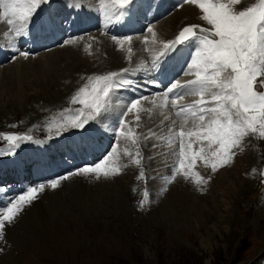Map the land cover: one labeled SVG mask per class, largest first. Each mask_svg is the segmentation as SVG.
I'll list each match as a JSON object with an SVG mask.
<instances>
[{
	"label": "rangeland",
	"instance_id": "1",
	"mask_svg": "<svg viewBox=\"0 0 264 264\" xmlns=\"http://www.w3.org/2000/svg\"><path fill=\"white\" fill-rule=\"evenodd\" d=\"M67 1L70 0H48L46 4L53 5L55 11L51 8L52 13L60 11L62 7L61 14L65 15L66 8L62 5ZM98 1L102 7L96 10L98 12L96 15L93 13L94 17L109 9L108 5L112 4V8L117 6L114 0ZM161 1L163 2L156 0L158 3ZM30 3L32 0H20L15 10L14 17L20 27L19 34L13 38L20 37V47L30 32V29L26 28L23 35L22 30L27 23L29 13L26 9ZM92 3L93 0H82L81 5L88 7ZM148 8L149 3L140 4L142 13H147ZM172 9L176 10L178 7L175 5ZM198 12L199 9H195L194 16H187L181 26L175 29V33H180L184 27L193 25L211 30V26L201 18L203 13ZM69 13L70 10L66 14ZM22 16L25 17L24 20L21 19ZM169 17L171 16L159 19L166 21ZM140 21L145 26L150 24L143 18L139 19ZM162 21L158 25H162ZM151 22L154 24L158 21ZM6 28L12 32L11 27ZM99 30L86 34L84 28L77 29L74 34L83 35L79 37L73 35L65 39L64 31L61 29L59 38L49 36L52 39L46 38L41 42L34 40L33 45L27 49L33 52L34 47L41 46L46 52H33L27 57H24L20 50L11 53L5 46L3 41L6 43L8 31L0 35V48L6 52L5 55L0 53V218L14 198L26 193L30 187H36L38 190L36 196L38 200L35 198L32 204L25 203L11 222L4 221V227L0 229V264H264V135H261L262 130L258 125L255 132L245 134L239 146L231 147L227 162L221 164L211 154L217 146L213 145L212 149H209L207 143L203 141L204 137L199 144L201 149L187 138L177 137L179 133L184 136L185 127H190L191 129H186L185 132L192 131L191 136L200 139V136L195 135L196 127L208 123L205 131L212 120L217 118L216 114L208 110H205L208 113L198 111L194 104L193 112L191 108L188 110L191 116L187 114V108L178 109V104L170 105L167 113L161 115L164 121L159 122V126L156 124L149 129L143 127L147 110L139 106L132 108L124 122L127 140L119 144L111 139L107 140L109 135L106 132H97L87 139L78 137L77 131L88 126L87 121L105 128L114 124L116 113L123 110L120 109L123 105L121 102L129 99L123 94L130 95L131 90L119 86L122 96L118 101V111L109 113L110 116L100 124H96L97 107L91 95L96 85L94 80L97 74H80L79 81L74 84V90L62 103L54 106L43 105L45 99L49 100L55 95V90L45 88V93H41L37 81L48 79L68 62L74 64L76 61H82L86 69L109 67L107 55L103 52L104 46L102 47L103 44L95 38L101 37L95 36ZM93 35L94 38H91ZM109 35H113V38ZM186 35L191 37L195 34ZM102 36L109 38L112 45L114 41H120L116 39L114 30L105 31ZM192 39L198 41V36H192ZM125 43L126 48L117 49V52L122 57V63L128 64L131 62L129 55L131 42ZM65 44H77L72 46L77 48L73 51L70 49L69 52V56H76V59L48 63L47 59L55 54L53 51H60ZM190 44L182 45L180 48L191 50ZM47 45L48 48H45ZM0 52H3L2 49ZM191 52L192 50L189 51L188 57ZM113 53L110 54L113 56ZM19 56L21 57L17 58ZM7 58L9 59L6 61ZM25 58L26 60L22 61L25 65L22 68L18 65L16 67L19 63L17 59ZM110 73L111 70H108L100 74L103 77ZM141 75L135 76L140 77L137 79L138 82L143 80ZM261 77L258 72L253 85L260 83ZM114 87L113 94L118 98V89ZM49 93V97L46 98ZM155 93V99L151 100L153 109L161 98L156 96L157 92ZM210 99L213 98L210 97L208 100ZM209 103L206 102L209 108L217 106V101ZM42 106L45 108L36 114V110ZM129 108L130 106L126 109ZM29 109H32L33 113ZM168 111L178 115H172L170 118ZM198 114L204 116V120H200L195 126L193 122L199 119ZM174 122L176 127L171 128ZM76 125L80 127L77 128ZM110 133L115 138L113 130ZM13 134L16 138L12 137ZM7 137H11V141ZM169 138L173 140L172 145ZM178 144L183 145L185 152L183 168L180 167L181 156L175 153ZM119 151V157L115 163L114 161L111 163L113 153L117 154ZM200 151L204 155H201ZM12 157L17 159L16 162H11ZM98 162H101L104 168H110L109 176L105 177L102 172L98 176L96 173L77 171L85 166H94ZM214 163L216 171L212 170ZM69 173L72 174L67 175V179H62ZM57 178L61 179L53 189L51 182ZM40 185H43L42 189ZM72 198L75 200L73 199L70 205L67 200ZM58 200L70 205L69 212H63L66 213L65 216L67 215L66 220L76 219V225L70 220L67 235L63 238H70L71 241H64L65 247L60 243L55 253L54 245L58 244L55 243L58 242L57 239L51 242L52 234L40 232L38 237L45 234L41 237L43 239L32 240L37 225L31 223L34 208L35 211L45 214L44 208ZM89 200L97 201L94 207L98 213L93 218L99 217L100 224L90 223L89 217L87 221L82 216V206L78 205ZM40 202H44L45 205L40 206ZM98 204L102 206L99 207ZM55 206L58 205H53ZM53 207L49 206L48 209ZM203 213L211 217V222L203 225L204 228L201 225ZM83 221L86 222L85 225H77ZM26 224L29 225L23 233ZM62 226L58 225L59 228ZM77 229L81 232L77 233ZM12 234L14 236H10ZM21 236H24L25 241H20ZM67 243H70L69 246Z\"/></svg>",
	"mask_w": 264,
	"mask_h": 264
},
{
	"label": "bare ground",
	"instance_id": "2",
	"mask_svg": "<svg viewBox=\"0 0 264 264\" xmlns=\"http://www.w3.org/2000/svg\"><path fill=\"white\" fill-rule=\"evenodd\" d=\"M7 1L8 0H3V3L6 5ZM177 1L178 0H163V2L161 1V3H158V2H156V0H131V4L127 8L123 9V10H121L120 6H118V5L117 6L115 5L112 8L111 7L112 4H111V6L108 5L109 9H107L104 13L98 14L97 16L94 17L93 13H94V15H96V13H98V12H96V10L98 8L102 7V4L98 0H94L93 3H92V5H93L92 8H90V10H89V12H90L89 18L92 19V21H90V19H88L85 15H83L84 14L83 13L84 9L82 11L81 10V6L78 5L79 0H70L69 2L67 1L66 4H63L62 6L66 8L65 9L66 13L68 12V10L73 11L72 18L68 19V20H70V22L67 21V18L69 16L66 18V21H65L66 22L65 25L69 29H72V28L78 26V24H79V20L77 18L78 17L77 16L78 12H81L82 16L85 17L83 19L85 23H90V25H92V23L100 24V27H99L100 30H99V32H97L95 34V36H101V37H95V38H97L103 44L102 47L104 46V51L103 52H104V54L107 55V57H106L107 60L106 61H107V65L109 67L107 66L108 68L103 67V68L86 69V68H84L83 63H81L82 61H76L74 64H71L70 62H68V63L64 62V63H67V64L62 69H60V70L56 71L55 73H53L49 78L47 77L48 79H46V78L44 80L39 79L37 81V83L39 85V91L41 93H45V88H47V89L52 88V89L55 90V95L53 97H50L49 100L45 99L44 102H43V105L54 106V105L62 103V101L65 99V97H67V96L69 97L70 93L72 92V90H74V88H75L74 84L79 81V75L80 74L83 75L85 73L86 74L90 73L91 75H94V74L103 73V71L115 70V73H117V76L113 77L114 81H119V80H121V78H123L124 80L132 81V79H134L137 74H142L141 76L143 77V80L140 83L131 84L134 87V89H131V94L130 95L123 94L124 96L128 97L129 99L123 100L124 103L121 102V104H123V105H122V107L120 109H123L122 111L125 112L126 108H128V106H130L131 101H134V100L138 99L143 94L148 95V96H145L144 98L140 99L138 101L137 105H136V107L139 106L142 109L147 110V113H146L147 118L143 122V127L145 129L153 128L152 126H155L156 124L159 126V122L164 121V117L161 116V115H165L167 113L166 111L170 108V105H174L172 103V99L176 100L175 104H178L180 98H183V101H181L179 103L193 102L194 105H195V109H198V111L200 110V108H204L205 110L211 109V108H209V105L206 104V102H207V100L210 97H213V95L215 93L219 92V89H216L214 87H209L208 90L201 95V94H198L196 92L191 91V89L193 87H195V85H189L188 89H184V87H183L184 85L188 84L189 81H195L197 79L196 75L194 74V71H187V67H188V65H189V63L191 61V58H192L191 57L190 59H188L189 58L188 54H189V51H191V50L195 52V50L193 49V47H195V44L191 42V44H190L191 50L182 49L184 47L180 48L182 45L183 46L187 45V43L178 44L175 49H173V50H171V51L166 53L165 45H169L172 41L175 40L174 39L175 38V34H176L175 33V29L177 27L181 26L183 20L187 16H194L195 15V9H197V10L199 9L198 3H183V2H181V4L179 5L181 7L179 9H176L174 11V13H173V9L172 8L176 5ZM144 2L149 3V8H148V12L147 13H142V10H140V4H142ZM220 2H224V0H220ZM258 2H259V0H237V3L233 5V10L234 11H240L242 9L244 10V8L252 7L253 5H255ZM159 6H160V8H159ZM138 7H139V9H138ZM111 8H112V10H111ZM2 9L3 8H0V12H2ZM62 9L63 8L61 7V10L56 12L57 13L56 14L55 12L52 13L51 8L47 9L46 6L43 5V3H41L37 7L36 11L33 13V15L31 16V18L29 20V25H30L32 31L30 32V36L28 37V42H29L28 43V45H29L28 48H30V45H33L32 42L34 40H36V39L41 42V41H44V39L46 40V38L48 39L49 36H52L54 38H59V35H61L60 34V30L62 29L60 17L62 19H64L65 15H70V13L69 14L65 13V15H62L61 14L62 13ZM101 10L102 9H100V11ZM161 12L162 13L168 12V14L165 16L166 18L171 13H173L174 15L172 14L173 16L171 15V17H169V19H167L166 21L165 20L162 21L161 19H159L160 15H161ZM99 13H101V12H99ZM115 15L119 16V18H113ZM140 17L143 18L145 21H148L150 24H149V26H145L147 28H146L145 31L143 30L142 34H136V32H135L136 31L135 30L136 26L138 28H140V29L143 26L142 23H141L142 20L139 22V19H141ZM9 18H11L13 20V23L11 25H9L8 22H7ZM152 20H157L158 22L152 24V22H151ZM16 21L17 20H15L14 15H11L9 17H7V14L0 16V35H2V32L4 33L5 31H8V34L6 33L7 34L6 43L4 41H3V43L5 44L6 47H8V49L11 51V53H15L16 49L14 48L13 44H17V41L20 39V37L18 39L13 38L14 35H18L19 34L18 33L19 32L18 28L20 27V25H18L16 23ZM161 21H162V25L161 24L158 25V23L161 22ZM20 24H23V23H20ZM173 26H174V28H173ZM6 27H11V29H12L11 31L12 32L7 30ZM110 27L113 28L116 32H118L119 29H121V35H122V38H123V39H118L120 41H114V40L110 39V40L115 42V43L113 42L114 43L113 45L109 42V40H108L109 38L107 39V37L102 36V34L104 33L103 30L106 31V29L110 28ZM149 29H151V31H149ZM193 34L196 35V33H193ZM93 37H94V35H93ZM61 39H63V38H61ZM67 41H69V40H67ZM82 41H84V40H82ZM123 41L131 42V45H130L131 53H129V55L131 56V60H132V58L134 56L138 57V60L135 61L134 66H131L130 63L126 64V67H127V69H126L127 71L126 72L125 71H121V69H119L121 64H123V63L121 61L122 57L117 52V49H122L123 43H124V45L127 44V43H125ZM76 45L77 44H71V45L65 44L64 47L60 48V51L56 52V51L52 50L53 53L55 52V54L52 57H50L49 59H47V62L48 63H54V62H58L59 60L62 61V60H65V59L66 60L71 59L72 61H74L76 59V56H69V52L71 50L73 51V49L77 48V47L73 48ZM69 46H71V48ZM185 47H187V46H185ZM79 48L82 49L81 46ZM0 49H2V51H3V52H0V53L2 55H5L6 54L5 50L3 48H0ZM81 51H83V50H81ZM53 53H50V55L53 54ZM110 53H113V56ZM20 57L21 56H19L17 58H20ZM44 57L45 56H43V58ZM152 58H155L154 67L152 69H153V72L156 75V79H155V77H154V75L152 73H148V74L146 73V72H150V70H146V69L144 70L143 69V66L147 67L146 63H148V62H146L144 64L142 60H144V62H145L148 59H152ZM17 60H18L19 63L16 64V67L18 65V67L22 68L25 65V64L22 63V61L26 60V58L25 59H17ZM38 61H39V59L37 60V62ZM157 61L159 62L158 65H156ZM161 63L164 65L162 68L159 67V65H161ZM184 71H187V74H184ZM158 73H160V74L158 75ZM179 73H180V76H179V78H177ZM60 74H62V75H60ZM86 77H88V75ZM86 77H84V78H86ZM169 78L172 79V82H170V83H168L169 82L168 81ZM41 81H43V82L41 83ZM142 82L144 83V85L146 87L149 88V90L144 89V87L141 86ZM160 83H164V85L169 84V87H171L172 83L173 84L174 83L177 84L178 85L177 90L181 94L179 96L175 95L174 97H172L173 95H171L172 98L170 97L169 99H165L166 97H164V95H162V92L159 93V91H160V88H159ZM122 85L123 84H121L120 86H122ZM117 89H118V92H119V90H121L119 87H117ZM155 92L158 93V95H156V96L159 97V98L161 96V98H160L158 104L153 109V103L151 102V100L155 99V94H156ZM159 94H161V95H159ZM49 95H50V93L46 96V98H48ZM118 95H119L118 99H116L117 98L116 94L114 95L113 98L109 97V100H108L107 97L105 98V100L107 101V104H105V107H102V108L98 109L97 115L99 116V119H98V123H96V124H100L103 121H105L107 116H110L109 113H111V112L112 113H116L118 111V109H117L118 101L120 100V97L122 96V95H120V93H118ZM102 99H104L103 96H102ZM215 107H217V106H214V108ZM44 108H45V106H42L39 110H36L35 113L38 114L37 111H40L41 109H44ZM29 111H31V113H33L32 109H29ZM206 113H208V112H206ZM168 115L170 116V118H172V115H178V113H175L173 111L172 112L168 111ZM197 116L200 117L202 115L198 114ZM176 117L177 116H175V118ZM199 121H200V119H195L194 122H193V125L196 126ZM182 123H184V121H182ZM116 128L117 127H116L115 124L108 125V127H107V129H109V131L113 130V132H114V130L117 131ZM202 128H203L202 126L196 127L197 132L200 133ZM186 129H191V128L190 127H185V130H184V134H185L184 136L185 137H186V133H187V132H185ZM114 135H115V137H117V134H114ZM69 136H71V135H69ZM83 137H87L88 138V135L86 134ZM169 142H170V145L173 144V140L171 138H169ZM139 145L141 146V144H139ZM181 146H182L181 144H178L177 151L175 152L179 156H181ZM132 154H136V153H132ZM119 155H120V151L117 154L113 153V155L111 157V160H110L111 163H112V161H114V163H115V160L119 157ZM183 156H185L184 150H183ZM251 158L253 159V157H251ZM114 180H115V178H114ZM247 184H245V185H247ZM123 185L124 184H122V186ZM193 188H194V186H193ZM84 190H85V187H84ZM156 191H158V190H156ZM130 194H131V192H130ZM50 198H51V196H50ZM61 199H66V197H63ZM73 199L74 198L69 199V200H67V202L70 203V205H71ZM90 200H89V202H84V203L78 205V206H82V210L80 209L81 213H82V216L87 221L90 218V220H89L90 223L100 224L101 221L98 219L99 217L98 218H93L94 215H96V213H98L97 208L94 207L95 206L94 203L97 202V201L94 202L93 200L92 201H90ZM106 201H108V200H106ZM33 202H35V201H33ZM44 205H45L44 202L43 203L40 202V206H44ZM53 205H58V206L53 207ZM70 205L65 204L64 202H62V200H58V202H56V203H54L52 205H48L46 208H44L45 214L40 213L41 211L40 212L35 211V208H34V215H33V220H32L31 225H37V231H35L32 234V240H34V239L36 240L37 238H39V240L43 239L41 237H44L45 234L43 236L38 237V234L40 232H45V233L52 234L51 236H53V238L51 239V242H53L52 240H56V239L58 241V242H55V243H58V244L54 245L55 253L57 252L56 250H57V248H58L60 243H61V245H63L64 241H66V242L67 241H71L70 238H63L65 235H67V229H68L67 225H70V223H71L70 220H72L74 225H76V223H75L76 219L66 220L67 215L65 216L66 213L63 212V211L69 212ZM49 206L53 207V208L52 209H48ZM98 206L100 207L102 205L98 204ZM101 211H102V209H101ZM73 212H75V211H73ZM68 214H70V213H68ZM202 218H203V220L201 222V225H202V228H204L203 225H205L206 223L211 222V217L208 214L204 215V213H203V217ZM78 221H79V219H78ZM85 224H86V222L83 221L82 224H77V225H85ZM26 225L27 226H25L24 229H23V233L25 232V229L28 227L29 224H26ZM58 225H63V226L59 228ZM81 230H82V228H81ZM81 230L77 229L76 231H77V233H80ZM10 232H11V230H10ZM17 234H18V232H17ZM10 236H14V235L12 234ZM19 239H21L20 240L21 242L25 241L24 236H21ZM69 244L67 243V246H69ZM62 247H65V245H63ZM24 252H23V254H24ZM88 253H90V252H88ZM53 259H54V257H53Z\"/></svg>",
	"mask_w": 264,
	"mask_h": 264
},
{
	"label": "snow or ice",
	"instance_id": "3",
	"mask_svg": "<svg viewBox=\"0 0 264 264\" xmlns=\"http://www.w3.org/2000/svg\"><path fill=\"white\" fill-rule=\"evenodd\" d=\"M19 2L20 0H12L11 3L5 5L3 0H0V8H6L8 13L15 14ZM47 2L48 0H32L26 9L29 13L27 22L37 7ZM182 2L197 3V0H182ZM114 3L123 10L128 7L131 0H114ZM236 3L237 0H224V2L199 0L198 7L203 13L201 18L211 26V30L199 29L208 34L198 37L199 47L195 50L187 67V71H194L197 79L183 86L184 89H188L189 85H195L191 91L201 95L209 87L219 89V92L212 97L214 101H217V107L208 109L209 112L216 114L217 118L212 120L203 133L197 132L195 135H203L208 142L209 149H212L213 145L217 146L211 154L221 164L227 162L231 147L239 146L245 134L250 131L255 132L257 125L262 130L261 135H264V93L253 89L257 73L264 76V0H259L258 4L243 11L233 10V5ZM4 14L0 12V16ZM113 18H119V16L115 15ZM21 19L24 20L25 17L22 16ZM7 22L11 25L13 20L9 18ZM197 27L195 25L184 27L174 41L165 45L166 53L186 40V34L194 33ZM187 71H184V74H187ZM115 76L117 73L113 72L107 77L98 78V82L103 81V86L93 88L91 93L97 109L105 107L107 101L102 100V96L109 100V89L131 83L123 78L114 81L112 77ZM260 83L264 84V80ZM177 87V84H172L164 93L165 96ZM142 98L139 97L132 101L129 110L135 108ZM172 103L175 105L176 100L172 99ZM200 111L203 112L205 109L200 108ZM199 119L203 120L204 116H200ZM76 127L79 128L80 125ZM7 139L11 141L12 138L7 137ZM180 167H184L183 145L181 146ZM212 170L216 171L215 163L212 164ZM77 171L96 173L98 176L102 172L105 177L110 174V170L104 168L101 162L94 166H85ZM71 174H66L62 179H67V175ZM60 179L57 178L51 182L53 189L57 187ZM40 188L42 189L43 185H40ZM37 191L36 187H30L26 193L14 198L5 208L3 217L0 218V229L4 227L5 220L11 222L25 203H31L36 198Z\"/></svg>",
	"mask_w": 264,
	"mask_h": 264
}]
</instances>
